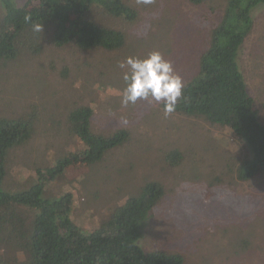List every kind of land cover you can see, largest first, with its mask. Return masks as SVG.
I'll list each match as a JSON object with an SVG mask.
<instances>
[{"label":"rangeland","instance_id":"rangeland-1","mask_svg":"<svg viewBox=\"0 0 264 264\" xmlns=\"http://www.w3.org/2000/svg\"><path fill=\"white\" fill-rule=\"evenodd\" d=\"M127 1L138 13L133 23L110 17L104 21L124 29L122 49L45 44L40 54L24 52L1 68L0 116L27 119L32 125L30 137L8 151L3 188L26 189L36 182L37 170L64 161L79 141L72 114L90 108L92 132L124 127L129 140L106 151L99 163L65 164L44 196L71 191L72 218L89 230L147 182L158 181L165 193L154 215L142 223L141 247L179 252L183 264H264V173L240 181L229 171L244 154L242 142L221 125L176 112L165 116L161 104H121L125 69L119 64L127 57L159 51L182 81L196 72L222 0L218 5L154 0L147 6ZM210 6H217L214 14ZM251 16L253 26L238 64L264 123V4L253 7ZM173 148L189 152L191 159L168 169L163 151ZM247 217L256 218L254 234L244 230L240 236L249 238V244L233 253L232 225L245 224Z\"/></svg>","mask_w":264,"mask_h":264},{"label":"trees","instance_id":"trees-1","mask_svg":"<svg viewBox=\"0 0 264 264\" xmlns=\"http://www.w3.org/2000/svg\"><path fill=\"white\" fill-rule=\"evenodd\" d=\"M188 1L198 5L205 0ZM19 2L0 0V70L24 52L40 54L45 44L120 50L125 44L124 29L105 19H122L130 24L138 16L127 0ZM222 3L220 17L211 24L205 48L199 54L196 72L182 81L183 97L174 112L221 125L237 137L245 151L242 158L229 165V171L236 179L247 181L264 173V123L239 67L238 55L253 26L251 10L264 0ZM210 7L214 14L217 6ZM35 25H41V31H35ZM72 116L78 146L64 161L37 170L36 182L18 191L3 188L7 154L30 137L32 125L27 119L0 116V264H183L179 252L147 251L139 245L143 222L154 215L165 193L158 181L147 182L137 195L116 205L105 220L89 230L72 218L71 191L53 198L43 195L65 164L99 163L106 151L131 136L124 127L108 133L92 132L90 108L77 110ZM163 158L168 169L182 164L184 158L191 159L189 152L184 154L177 148L164 150ZM254 219L247 217L245 224L232 225L229 246L233 253L238 246H248L249 238L240 235L248 228V234H254Z\"/></svg>","mask_w":264,"mask_h":264},{"label":"clouds","instance_id":"clouds-1","mask_svg":"<svg viewBox=\"0 0 264 264\" xmlns=\"http://www.w3.org/2000/svg\"><path fill=\"white\" fill-rule=\"evenodd\" d=\"M140 5H151L154 0H136ZM41 25H35V31H41ZM123 72L124 88L121 104L127 107L138 101L149 104H162L165 116L172 114L178 101L183 97V82L175 74L172 63L165 60L159 51L150 52L145 58L127 57L120 62Z\"/></svg>","mask_w":264,"mask_h":264}]
</instances>
